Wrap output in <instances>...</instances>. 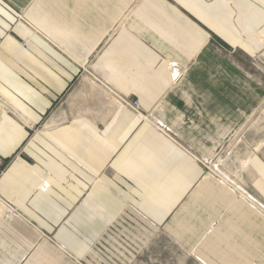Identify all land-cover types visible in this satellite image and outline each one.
<instances>
[{
    "label": "crops",
    "instance_id": "obj_1",
    "mask_svg": "<svg viewBox=\"0 0 264 264\" xmlns=\"http://www.w3.org/2000/svg\"><path fill=\"white\" fill-rule=\"evenodd\" d=\"M250 64L264 71V0H0V237H16L0 255L15 264L44 234L74 264H138L148 237H107L130 212L171 228L174 264H264V138L239 175L254 203L184 207L208 177L194 157L218 155L264 103ZM181 237L196 247L183 257ZM34 251L59 264L45 242Z\"/></svg>",
    "mask_w": 264,
    "mask_h": 264
},
{
    "label": "rangeland",
    "instance_id": "obj_2",
    "mask_svg": "<svg viewBox=\"0 0 264 264\" xmlns=\"http://www.w3.org/2000/svg\"><path fill=\"white\" fill-rule=\"evenodd\" d=\"M250 66L254 71L257 70L256 72H258L262 76V80H264L263 69L259 68V70L251 64ZM90 83L99 84L98 81H91ZM106 88L110 89V87H108L107 85H104L102 89L106 94H108V96L112 97ZM112 91L115 92L114 90ZM112 100L115 103L114 97H112ZM263 138L264 103L259 108V110L250 117V119L246 123V126L230 138L229 142L225 145L222 151L215 157L209 159L210 162L208 163V166L205 163L203 165L202 162H205L204 159H201L200 157H194L196 158V161L198 163L202 164L201 166L206 168L208 177L201 181L197 188L184 202V207H186L187 211H189L190 214L203 213L206 211V207H208L207 205L216 201L214 200L215 197L228 196V193L230 195L232 194L238 200L241 199L236 193L232 192L231 187H233L234 184L238 185V181L241 180L239 176L240 170L243 168L244 163L248 159L252 150L258 147V144L262 141ZM2 165L3 164L0 165L1 168ZM202 184H205L207 188H200ZM219 187H222L224 191L218 189ZM5 205L6 206L3 205L5 210H2L1 215L6 222H9L10 220H8L7 218L14 217L12 216L13 214L8 208L9 205L6 203ZM124 221L128 223V225L123 224L122 226L120 225L111 227L109 229L110 231L107 233V237H148L149 240L143 243V248H147V252L145 251L142 257L138 259V264H174V261L172 259V251L179 249V247L178 243L174 241L176 237L174 238V233L171 228L166 230L159 229L155 231L148 226H144L139 218L135 216L134 213L130 212L126 213V218L124 219ZM41 236L36 241V248L41 243L45 242L48 246H51L53 251H56L58 255L57 257L59 258V264H74L78 262L76 258H66L67 256H64L66 255V253L61 248V246L54 241V239L52 238L53 236L44 237V234ZM5 238L6 237H0V240L3 241L5 240ZM15 238L16 237H8L6 238V240H10L9 243L13 246L12 239ZM11 245H9V247H6V250L10 249ZM179 246L181 257H183V255L185 254L188 255V252L190 250L194 251V249L196 248L189 247L188 242L183 237H181V244ZM35 247L31 248L33 250L31 251V253H27V256L21 259L17 258V260L20 261H16L15 264H45V261H47L46 259L41 258V256H34ZM200 247H198L197 249H200ZM9 254L12 256V253ZM1 255L0 258L1 261L4 262V264H12V257L3 253ZM182 263L185 264V262L181 260V264ZM186 264H189V261H187Z\"/></svg>",
    "mask_w": 264,
    "mask_h": 264
},
{
    "label": "built area",
    "instance_id": "obj_3",
    "mask_svg": "<svg viewBox=\"0 0 264 264\" xmlns=\"http://www.w3.org/2000/svg\"><path fill=\"white\" fill-rule=\"evenodd\" d=\"M169 70H170V77H171L172 85L179 84L180 81H182V79H183V72L179 71L178 68L176 67V65H170ZM107 91L109 92V94L112 97H114V100L118 106H120L122 108L129 109L139 119H146V117H144V115L140 111L138 101L130 99V98L128 99V97L120 96L110 89H107ZM0 108H1V104H0ZM154 125H155V127H157V130L160 131L161 133H164V134H167V133L170 134L171 133L169 129H167L164 125H162L158 121ZM204 161L205 162H202L203 165L205 163L208 166V163L210 162V160L208 159V160H204ZM1 164H2V161L0 160V165ZM207 169H208V167H207ZM231 189H232V192L236 193L238 195V197H240L241 199H244L245 201H247L249 203L255 202L253 200V198L249 195L246 186L242 183L241 180L238 181V185L234 184L233 187H231ZM258 208L264 210V208L261 207V205H258ZM12 213H13V210H12Z\"/></svg>",
    "mask_w": 264,
    "mask_h": 264
},
{
    "label": "bare ground",
    "instance_id": "obj_4",
    "mask_svg": "<svg viewBox=\"0 0 264 264\" xmlns=\"http://www.w3.org/2000/svg\"><path fill=\"white\" fill-rule=\"evenodd\" d=\"M86 79V78H85ZM89 82V81H88ZM93 87H95V86H93ZM98 89V88H97ZM96 90V89H95ZM98 93V92H97ZM113 102V101H112ZM0 109H3V108H0ZM243 166V165H242Z\"/></svg>",
    "mask_w": 264,
    "mask_h": 264
}]
</instances>
